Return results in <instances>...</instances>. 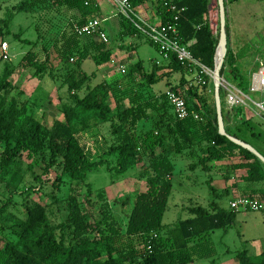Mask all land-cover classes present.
Masks as SVG:
<instances>
[{"label": "trees", "instance_id": "obj_1", "mask_svg": "<svg viewBox=\"0 0 264 264\" xmlns=\"http://www.w3.org/2000/svg\"><path fill=\"white\" fill-rule=\"evenodd\" d=\"M86 1L20 0L0 20V39H3L12 34L10 24L19 13L63 8L79 14L75 22L67 23L52 45L57 58L67 67L66 85L73 106L64 109V121L56 122L54 128L49 130L30 115H26L25 109L18 108L14 101L8 109L0 104V142L6 145L0 163L1 172H5L15 162V158L26 155L30 160V171L40 168L41 175L48 176L54 166L61 164L63 172L71 179L76 182L84 181L88 172L105 163L102 159L93 160L87 150V142H83L93 129V125L85 126V120L94 117L98 125L110 126L113 142L107 153L117 155L116 172L124 174L135 166L147 165L152 176L147 181L146 191L136 195L125 226L114 216L104 190L97 191V202L92 200L90 185L85 206L75 191H72L66 203L67 219L57 225L49 219L46 207L39 202L35 203L28 210L26 218L16 224V229L11 233L13 237L2 235L0 264H193L197 259L215 256L212 236L215 231L226 232L232 228L236 222L237 211L227 210L213 202L209 207H192L189 209V218L173 225H165L163 219L173 189L175 164L172 159L175 156L187 159L190 162L188 168L192 172L199 168L211 172L217 167L216 162L235 161L234 164L226 165V169L244 172L240 179L248 185L264 184V163L228 136L222 135L218 115L216 110L212 111L209 96L195 87L187 86L188 81L184 74L195 73L197 77L201 74V68L179 61L174 53L163 51L146 38L147 43L154 46L163 57L167 54L168 58L166 65H158L153 61L150 71L146 70L142 62L130 65V77L138 76L141 81L140 91H122L125 84L122 82H102L81 96L80 92L90 78L95 76L82 70L83 63L92 60L97 66H102L110 63L113 55L108 43L94 41L93 36H79L75 32L76 24L83 26L90 20L103 21L105 18L99 4L90 0L89 5H86ZM130 2L136 11V8L148 2L155 3L163 24L172 17L166 13L159 0ZM173 2L180 10L185 9L180 13L177 23V38L180 43L191 51L192 56L202 66L214 70L220 34L215 37L212 30L211 0ZM119 23L121 38L142 37L130 18L121 14ZM36 31V42L21 39L19 33L14 34V37L32 46L19 67L24 70L32 69L35 77H41L52 69L51 54L45 45H41V52L44 53L42 60L43 57L34 50L42 37L37 27ZM227 36L229 38L228 26ZM9 68L7 64L0 82V91L11 85L8 77L14 69L10 72ZM227 68L237 84L227 82L248 94L252 75L248 79L240 73L235 65V55L229 51L221 76L226 74ZM175 73L183 75L182 82L173 85L168 91L175 92L185 100L189 111L186 119L175 116L167 98L168 91L160 95L153 92L155 85ZM219 94L222 101L221 91ZM111 99L116 104L115 108ZM125 100L128 105H125ZM234 110L237 115L244 113L243 108ZM75 121L80 123L81 128L78 130L74 127ZM245 121L246 119L241 122ZM147 123L151 124V128L143 129ZM226 133L240 139V136L227 128ZM169 143L173 152L168 150ZM44 149L49 150V162L39 157ZM59 159L62 161L58 162ZM58 182L55 181L53 186L60 190ZM208 183L212 187L211 181ZM243 195L244 198L252 200H255L254 196H260L264 201L262 189L247 190ZM12 202L10 197L0 206V216ZM97 206L98 215L94 211ZM237 260L239 264H264V253L251 257L246 250L241 251L237 253Z\"/></svg>", "mask_w": 264, "mask_h": 264}, {"label": "rangeland", "instance_id": "obj_2", "mask_svg": "<svg viewBox=\"0 0 264 264\" xmlns=\"http://www.w3.org/2000/svg\"><path fill=\"white\" fill-rule=\"evenodd\" d=\"M18 2L20 0H0V20L4 19ZM101 3L111 15H115L117 18L115 22L118 28L114 27V22L105 24V27L109 37L108 45L112 47L114 55L120 53V56L116 57L117 60L111 66L104 64L103 67L97 66L92 60H87L83 69L90 76L95 74V77L90 78L80 95H86L89 90L101 82H122L125 83L122 91H132L133 89L140 91L141 81H139L138 76L133 74L130 77V65L143 62L146 69L150 71L151 61L160 59L162 56L154 46L146 42H139L136 49L133 50L132 47L138 43L137 40L134 41V44H131L133 42L132 38L126 37L124 39L119 34L121 13L118 5L112 0H100ZM225 8L227 10L226 25L229 28L227 52H232L235 55V65H237L240 73L249 79L256 72L259 61L264 56V0H238L236 2L225 0ZM53 9L50 8L47 11L43 10L36 13L24 12L17 14L10 24L12 34L0 39V82L4 77L7 64H9L10 72L14 69L8 77L11 85L2 88L0 91V104L8 109L10 103L14 101L18 108L25 109L26 115H30L32 119L49 130L54 128L56 122L64 121V109L73 106L66 85L67 67L57 58L52 45L67 26V23L75 22L79 18L76 11H68L63 8L60 10ZM137 12L141 17L144 16L142 10L139 9ZM210 21L214 35L218 37L221 33L219 0H211ZM36 27L42 37L34 50L40 54V57H43L44 53L41 52V45H45L51 54L52 69H49L41 77H35L32 69L24 70L19 67V63L32 50V46L24 44L14 37V34L19 33L21 39L36 42L38 40ZM0 28H2L1 23ZM142 37L145 38L143 35ZM92 39L98 41L95 37H92ZM120 45H123L122 47L126 49H123ZM131 48L132 50H130ZM41 59L43 60L44 57ZM163 65H166V62H163ZM49 73H52L51 77ZM184 76L188 81L187 86L195 87L209 96L212 111L216 110L217 112L215 81L208 77L207 84L202 85L198 82L195 73L184 74ZM182 79L183 75L181 73L172 74L169 79L155 85L153 92L155 95L164 94L173 85L180 84ZM222 80L237 84V80L230 75L229 68L226 69V74L221 76V82ZM220 91L223 122L224 118L228 121L225 129L227 128L238 136L242 133H250L253 137H257V140L264 146L263 113L257 114L258 110L251 104V109H246L243 114L237 115L234 109H227L226 97L228 92L223 90L222 87ZM248 95L255 101H262L264 98L261 92H251L249 90ZM124 103L128 105L127 100ZM111 104L114 108L116 107L113 99H111ZM234 116L237 117L236 120ZM245 119V122H241ZM85 121V126L93 125V129L90 130L89 133L91 134L86 139L84 138L83 142H87V150L93 160L102 159L105 163L88 172L84 181L76 182L71 179L63 172L61 164L54 166L48 176L41 175L42 170L40 168L34 172L30 171L28 169L30 160L27 159L26 155L15 158V162L9 165L5 172H1L0 169V206L6 203L10 197L13 200L12 204L5 209L4 214L0 216V245L2 235L7 234L13 237L11 233L16 229V224L26 218L28 210L35 203L39 202L46 207L49 219L53 224L57 225L66 221L68 197L72 191H75L79 196V200L84 203L89 185L92 188V200L94 202H97L96 194L98 190L106 192L114 216L122 226H125L136 195L146 191L147 181L152 173L147 165H138L124 174H118L115 169L118 163L117 155L107 153L110 144L113 142L109 124L98 125L94 117H89ZM74 127L76 130L80 129V123L75 121ZM149 128H151L150 123L143 126V129L147 130ZM85 131H88V129ZM5 148L6 145L0 142V163ZM168 150L174 151L171 143L168 144ZM39 157L41 160L49 162V150L44 149ZM61 161L62 159L58 160V162ZM172 161L175 164L172 176L173 189L163 219L165 225H173L180 220H185L191 216L190 208L209 207L214 201L226 209L231 208L230 200L234 195L231 193L228 196L223 192L226 185L230 186L234 180H230L227 182L228 184H220L221 178L218 176L217 181L212 184L213 189L207 182L208 174L202 169H197L198 171L195 172L190 171L188 168L189 161L182 156H175ZM231 162V160L221 161V163ZM235 175L236 180H239V173ZM55 181H59L60 190L54 188ZM243 187L241 186L242 189ZM252 188L264 190V184L247 185L245 191ZM243 194L241 197H245ZM253 198L264 206V201L260 196H254ZM94 211L98 215V206ZM212 238L216 249L215 256L197 259L193 264H239L237 253L241 251L246 250L251 257L263 254L264 209L239 212L232 228L226 232L223 230L215 231Z\"/></svg>", "mask_w": 264, "mask_h": 264}, {"label": "built area", "instance_id": "obj_3", "mask_svg": "<svg viewBox=\"0 0 264 264\" xmlns=\"http://www.w3.org/2000/svg\"><path fill=\"white\" fill-rule=\"evenodd\" d=\"M97 4L100 0H93ZM118 5L120 13L127 18H130L134 26L140 31V33L153 44L159 46L163 51L167 53H174L177 59L183 63L194 64L201 68V74L197 76L198 82L202 85H206V78L209 77L215 80V69L210 70L202 66L191 54V51L179 41L178 33V21L180 13L185 11L184 8L181 10L173 2V0H159L160 4L164 7L166 13L170 14L172 17L170 21L166 24L158 23L151 24L145 18L141 17L135 8L132 6L130 0H112ZM90 0L86 1V5H89ZM74 30L79 36H93L98 40L108 43L109 38L107 33L103 30V21L94 19L88 21L85 25L79 26L74 25ZM168 58V55H165ZM218 60L215 61V68ZM204 74L205 77L202 75ZM250 91L251 92H261L264 95V58L259 61V66L257 71L253 73L250 81ZM220 86L223 90L227 91L226 104L228 109L243 108L251 109L252 104L258 110V113H263L264 115V98L262 101L253 100L248 94H245L236 86L230 84L226 80L220 82ZM220 87V88H221ZM220 92V89H219ZM167 98L169 103L173 108V112L178 119H186L189 116V111L185 100L173 91L167 92ZM197 119L198 116H195ZM231 208L240 211H260L264 209V206L260 204L257 200H252L244 197H240L231 203Z\"/></svg>", "mask_w": 264, "mask_h": 264}, {"label": "crops", "instance_id": "obj_4", "mask_svg": "<svg viewBox=\"0 0 264 264\" xmlns=\"http://www.w3.org/2000/svg\"><path fill=\"white\" fill-rule=\"evenodd\" d=\"M99 7H100V9H101V12H102V14H103V16L105 17L104 18V20H103V28H104V30L105 31H107V28L105 27V24H109V23H111V22H114V27L115 28H118V26L116 25V20H117V18H116V16L115 15H111V13L108 11V9L106 8V7H104V6H102V3L100 4L99 3ZM137 9V11L140 9V10H142V13H143V15L144 16H142L143 18H145L149 23H151V24H158V23H160L161 22V16H160V13L158 12V9H157V7H156V4L155 3H151V2H148V3H146L145 5H143V6H141V7H138V8H136ZM119 20V19H118ZM120 24V23H119ZM120 31H121V28H120V30H119V33H120ZM126 37H124V39H125ZM130 38H132L133 39V42L131 43V44H134V41L135 40H137V44L136 45H134L132 48H133V50H135L136 49V47H137V45L139 44V42H146V39L145 38H143V37H130ZM147 43V42H146ZM121 47L123 46V45H120ZM131 46V45H130ZM123 49H126V48H124V47H122ZM132 48L130 49V50H132ZM111 49H112V47H111ZM124 52V51H123ZM112 60H111V62L110 63H108V64H106V66H111L117 59H116V57L117 56H120L119 54L117 55H114L115 53H114V51H113V49H112ZM124 54V53H123ZM161 55V54H160ZM162 56V55H161ZM87 61V60H86ZM85 61V62H86ZM153 61H156L157 63H158V65H162L163 64V62H166L167 61V59L165 58V57H163L162 56V58H160V59H154ZM153 61H151V64H150V66H151V68H152V62ZM84 62V63H85ZM84 63H83V66H84ZM143 63V62H142ZM144 65V64H143ZM83 66H82V69H83ZM103 67V66H102ZM102 67H100V68H102ZM144 67H145V65H144ZM146 68V67H145ZM84 70V69H83ZM147 70V69H146ZM84 72H86L85 70H84ZM87 73V72H86ZM88 74V73H87ZM89 75V74H88ZM92 75H95V74H92ZM95 77V76H94ZM102 83V82H101ZM99 84V83H98ZM228 109V108H227ZM230 110V109H229ZM225 117V116H224ZM234 118H235V120H236V116H234ZM227 120H226V118H224V124H225V127L227 126ZM226 130V129H225ZM99 138L101 139V137L99 136ZM240 141H242V142H245V143H247V144H249L252 148H254L257 152H259L263 157H264V146L263 145H261V143L257 140V137H253L250 133H248V134H246V133H242V135H240V139H239ZM232 161V160H231ZM234 163H236L235 161H232L231 163H221V162H219V163H217V167H215L211 172H206V171H204L202 168H199V169H202V171H204L206 174H208V180H207V182L208 181H211V184H213V183H215L216 181H217V177L218 176H220V178H221V182H220V184L221 183H225V184H228L227 182H229L230 180H234V182L230 185V186H228V185H226V187L224 188V194H226V195H230L231 193H233V197H232V199L230 200V207H231V203L233 202V201H235L236 199H238V198H240L241 196H242V194L245 192V187L248 185V184H246L245 182H243V181H241V179H239V180H236V175L235 174H238L239 173V178L244 174V172H242V171H239V172H234L233 170H227L226 169V165H230V164H234ZM188 164H190V162L188 163ZM198 169V170H199ZM198 170H196V171H198ZM239 182H241V183H239ZM242 184V185H241ZM245 184V185H244ZM241 186H244L243 187V189L241 188ZM253 189V188H252ZM244 190V191H243ZM243 191V192H242ZM218 197H219V195H218ZM214 202H216V201H214ZM217 203V202H216ZM218 204V203H217ZM219 205V204H218ZM220 206V205H219ZM222 207V206H221ZM224 208V207H223ZM226 209V208H225ZM230 209H232V208H230ZM227 210H229V209H227ZM239 212H248V211H243V210H240V211H237V216H238V213ZM236 220H237V218H236Z\"/></svg>", "mask_w": 264, "mask_h": 264}, {"label": "water", "instance_id": "obj_5", "mask_svg": "<svg viewBox=\"0 0 264 264\" xmlns=\"http://www.w3.org/2000/svg\"><path fill=\"white\" fill-rule=\"evenodd\" d=\"M219 4H220V17H221V33H220L219 47L222 48L223 55L220 58L218 57V50H219V47H218L217 52H216V59L218 60V63L216 65V68L214 71V73H215V80L214 81H215V85H216V95H217L216 107H217L219 130H220V133L222 135L228 136L230 138V140H232L234 143H236V144L242 146L243 148L249 150L254 155H256L262 163H264V157L259 152H257L254 148H252L249 144L242 142L238 139H235L234 137L229 136L225 130L222 112H221V107H220L219 89H220V82H221V70H222L224 60L226 57V53H227V40H228L227 25H226V12H227V10L225 8V0H219Z\"/></svg>", "mask_w": 264, "mask_h": 264}, {"label": "bare ground", "instance_id": "obj_6", "mask_svg": "<svg viewBox=\"0 0 264 264\" xmlns=\"http://www.w3.org/2000/svg\"><path fill=\"white\" fill-rule=\"evenodd\" d=\"M222 55H223V50H222V48L219 47L218 57L220 58Z\"/></svg>", "mask_w": 264, "mask_h": 264}]
</instances>
